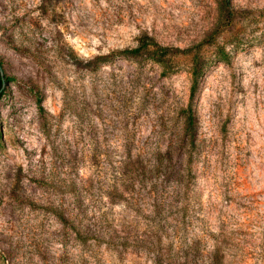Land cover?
<instances>
[{"label": "rangeland", "instance_id": "374dc122", "mask_svg": "<svg viewBox=\"0 0 264 264\" xmlns=\"http://www.w3.org/2000/svg\"><path fill=\"white\" fill-rule=\"evenodd\" d=\"M0 60V264H264V0H0Z\"/></svg>", "mask_w": 264, "mask_h": 264}, {"label": "water", "instance_id": "95a60500", "mask_svg": "<svg viewBox=\"0 0 264 264\" xmlns=\"http://www.w3.org/2000/svg\"><path fill=\"white\" fill-rule=\"evenodd\" d=\"M0 73H1V76H2V89L0 91V93H2V91L4 90L6 84H7V78H6V75L4 73V70H3V66L2 64L0 63Z\"/></svg>", "mask_w": 264, "mask_h": 264}, {"label": "trees", "instance_id": "16d2710c", "mask_svg": "<svg viewBox=\"0 0 264 264\" xmlns=\"http://www.w3.org/2000/svg\"><path fill=\"white\" fill-rule=\"evenodd\" d=\"M0 63L3 65V63H2V61L0 60ZM194 76L197 78L198 77V73L197 72H195L194 73ZM7 78V77H6ZM197 80L198 79H196L195 80V87H196V84H197ZM7 81H11V78H7ZM0 84H1V86H2V76H1V73H0ZM3 95V92L0 94V96H2ZM79 232V231H78ZM80 233V232H79Z\"/></svg>", "mask_w": 264, "mask_h": 264}]
</instances>
